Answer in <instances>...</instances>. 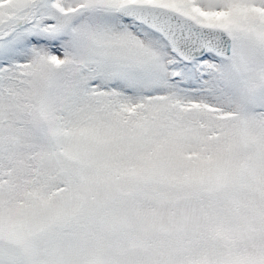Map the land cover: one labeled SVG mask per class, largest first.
I'll list each match as a JSON object with an SVG mask.
<instances>
[{"label":"snow or ice","instance_id":"obj_1","mask_svg":"<svg viewBox=\"0 0 264 264\" xmlns=\"http://www.w3.org/2000/svg\"><path fill=\"white\" fill-rule=\"evenodd\" d=\"M0 264H264V0H0Z\"/></svg>","mask_w":264,"mask_h":264}]
</instances>
